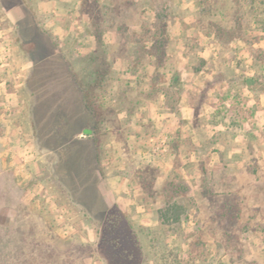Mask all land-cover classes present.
I'll return each mask as SVG.
<instances>
[{
    "label": "rangeland",
    "instance_id": "1",
    "mask_svg": "<svg viewBox=\"0 0 264 264\" xmlns=\"http://www.w3.org/2000/svg\"><path fill=\"white\" fill-rule=\"evenodd\" d=\"M46 1L25 0L39 10V50L35 52L33 45L17 46L18 61L11 77L10 66L0 61V82H5L0 89V115H4L0 118V264H231L248 260V249L264 245V233L259 234L264 232V221L249 219L259 208L232 201L259 196L264 190L193 187L179 174L163 181L153 162L162 150L151 148L148 157L142 151L141 145L147 143L143 132L157 129L150 109L140 108L147 103L151 73L165 68L143 58L148 47L134 40L142 33L135 30L154 22L164 5L174 8L179 1L81 0L79 7L62 1L64 7L55 11ZM17 2L2 0L4 5ZM215 5L229 8L235 2L220 0ZM8 22L3 19L0 25L6 27ZM96 24L104 28L100 48L94 35ZM115 39L120 43L118 54ZM33 55L39 58V67L30 74L26 70ZM100 65L109 69L106 85L95 90L105 115L97 144L101 163L96 176L106 191V206L87 186L94 176L88 165L92 158L89 130H84L90 115L79 90L97 87ZM159 79L162 82L163 75ZM6 88L15 93L4 92ZM13 150L29 151L26 173H18L12 164L9 154ZM147 165L158 171L153 194L144 190L137 176ZM243 176V183L255 177ZM169 180L188 185L185 192L176 194L188 207L178 227L163 225L158 215L172 195ZM111 212L123 219L111 224L107 220Z\"/></svg>",
    "mask_w": 264,
    "mask_h": 264
},
{
    "label": "crops",
    "instance_id": "2",
    "mask_svg": "<svg viewBox=\"0 0 264 264\" xmlns=\"http://www.w3.org/2000/svg\"><path fill=\"white\" fill-rule=\"evenodd\" d=\"M62 1L69 2L68 6L75 4V7H79L81 4V0H47L46 3L55 11V8L64 7ZM178 1L174 8H169L171 16L167 20L169 46L165 69L154 70L163 75V81L158 84L163 90L158 96L147 98L145 106L140 108L150 109L151 118L155 121L153 127L157 129L143 136L144 142H147L141 145L143 154L148 157L151 148L166 144V150L153 158L162 174L159 179L163 181L179 174L187 178L193 187L217 186L228 191H262L264 61H257L255 55L257 49L264 48V39L252 46L242 39L225 44L208 23L197 25L200 1ZM7 4L0 0V15L5 14L0 21H9L6 27L0 25V61L4 59L3 65L10 66L11 77L14 76L13 65L18 61L14 54L17 46L33 45L35 52L39 50V10L25 0ZM142 26L140 24L135 32L142 31ZM115 28L119 30L120 26ZM104 37L108 42V32ZM147 44L150 45L149 42ZM119 45L116 40L117 54ZM38 60L33 55L26 71L34 73L39 67ZM252 77L259 79V88L246 82L247 78ZM4 83L0 82V89ZM174 89L178 90V94L174 100L175 106L171 108L168 93ZM3 91L11 95L15 93L14 89L6 88ZM16 156L18 159L25 153L18 152ZM242 175L255 177L243 183L240 180L245 181L246 177ZM263 192L259 196L232 202L259 208V211L253 210L249 219L264 221ZM262 233L260 230L259 234ZM262 253L264 245L254 244L246 252V258L251 262L235 261L231 264H264Z\"/></svg>",
    "mask_w": 264,
    "mask_h": 264
},
{
    "label": "trees",
    "instance_id": "3",
    "mask_svg": "<svg viewBox=\"0 0 264 264\" xmlns=\"http://www.w3.org/2000/svg\"><path fill=\"white\" fill-rule=\"evenodd\" d=\"M220 0H201V8L199 16L196 19L197 25H204L208 23L218 39L223 43H228L235 39H242L246 41L249 45H254L257 42H260L264 39V0H234L235 5L229 8L217 7L215 2L219 3ZM85 3L86 0H85ZM96 3V2H95ZM92 4L91 7H93ZM89 13V12H88ZM224 14L220 20H216L213 17ZM171 14L169 7L164 5L162 11L158 12L155 18V21L152 24H143L142 33L140 35H135L134 40L141 44H144L147 48L146 55H143V58H146L154 63L158 68L165 65L167 60L166 50L169 46V39L167 33V20L170 18ZM94 30V35L96 38L97 48H100L103 41L104 28L101 24H96ZM149 42L150 45L147 43ZM256 60L259 62L264 61V48L257 49L256 51ZM141 62V57L138 58ZM97 79L96 86H90L88 89H79L80 97L82 103L90 115V120L88 122L87 128L89 133L86 134L91 141L92 148V158L89 159V164L92 166V171L94 176L91 179H88V189L93 192V195L96 194V197L103 198L105 206L107 205V194L103 188L102 180L97 178L96 171H99L100 162V152L97 144L101 139L102 124L101 118H103L104 112L102 111V106L99 103L97 94L95 92L96 88L104 87L106 85L105 80L106 76L109 73V69L100 65L97 68ZM158 71L152 75L151 90L146 92L147 98H154L157 94L163 90V88L158 87L159 80L157 78L161 77ZM259 79L252 77L247 78L246 82L253 87H258L257 82ZM105 83V84H104ZM175 80L172 79V85H174ZM259 88V87H258ZM178 90L174 89L168 93L169 104L171 108H174V100L176 99ZM154 133V129L144 131L143 136ZM79 169V168H78ZM96 172V173H95ZM157 168L152 165H147L144 170H140L137 174L140 179V183L143 186L144 190L153 194V188L157 178ZM169 187L172 190V195L167 199L166 204L163 208L158 210L159 220L163 225L178 227L181 225L182 221L188 215V207L185 202L178 200L176 194L185 192L188 185L185 184H176L174 180H169L167 182ZM88 192V191H87ZM95 208L101 209L95 202L93 205ZM111 212L108 215V222L115 224L114 220L120 221L122 216L120 213Z\"/></svg>",
    "mask_w": 264,
    "mask_h": 264
},
{
    "label": "built area",
    "instance_id": "4",
    "mask_svg": "<svg viewBox=\"0 0 264 264\" xmlns=\"http://www.w3.org/2000/svg\"><path fill=\"white\" fill-rule=\"evenodd\" d=\"M0 118H4V115H0ZM156 149L157 150L161 149L162 151L166 150V144L164 143L162 147L159 146ZM24 153H25V156H22L21 158L19 157L18 159L16 158L17 157L16 151L13 150L12 153L9 154L11 161H12V164L16 166L17 172L22 173V174L26 173L27 170L29 169V166H30V160L27 159V157L30 156V153H29V151H25ZM59 217H60V219H62L63 215L61 214ZM65 228H66V226H65ZM65 228L63 227L64 233H66V234L69 233V230H67V228L66 229Z\"/></svg>",
    "mask_w": 264,
    "mask_h": 264
}]
</instances>
